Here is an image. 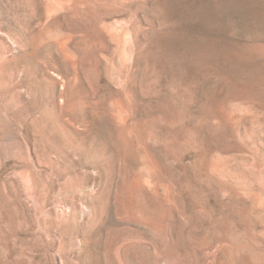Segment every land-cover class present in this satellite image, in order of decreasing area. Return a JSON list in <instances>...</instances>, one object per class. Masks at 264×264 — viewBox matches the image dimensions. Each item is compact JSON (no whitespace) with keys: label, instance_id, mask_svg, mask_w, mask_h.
<instances>
[{"label":"rangeland","instance_id":"obj_1","mask_svg":"<svg viewBox=\"0 0 264 264\" xmlns=\"http://www.w3.org/2000/svg\"><path fill=\"white\" fill-rule=\"evenodd\" d=\"M0 264H264V0H0Z\"/></svg>","mask_w":264,"mask_h":264}]
</instances>
